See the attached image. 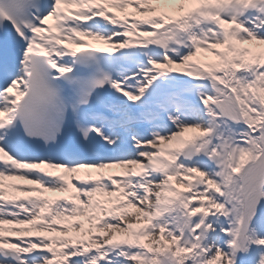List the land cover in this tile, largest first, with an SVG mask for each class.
Segmentation results:
<instances>
[{"label":"snow or ice","instance_id":"obj_1","mask_svg":"<svg viewBox=\"0 0 264 264\" xmlns=\"http://www.w3.org/2000/svg\"><path fill=\"white\" fill-rule=\"evenodd\" d=\"M0 264H264V0H0Z\"/></svg>","mask_w":264,"mask_h":264}]
</instances>
